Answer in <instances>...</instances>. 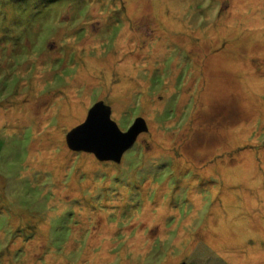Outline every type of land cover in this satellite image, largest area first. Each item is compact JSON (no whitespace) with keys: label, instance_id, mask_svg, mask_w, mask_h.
<instances>
[{"label":"rangeland","instance_id":"obj_1","mask_svg":"<svg viewBox=\"0 0 264 264\" xmlns=\"http://www.w3.org/2000/svg\"><path fill=\"white\" fill-rule=\"evenodd\" d=\"M99 101L147 128L119 163L65 144ZM261 245L264 0H0V264H264Z\"/></svg>","mask_w":264,"mask_h":264},{"label":"water","instance_id":"obj_2","mask_svg":"<svg viewBox=\"0 0 264 264\" xmlns=\"http://www.w3.org/2000/svg\"><path fill=\"white\" fill-rule=\"evenodd\" d=\"M146 131L141 118H135L126 131H120L110 119L109 107L99 101L88 110L81 124L66 133L65 144L69 150L92 154L99 161L119 163L137 136Z\"/></svg>","mask_w":264,"mask_h":264},{"label":"bare ground","instance_id":"obj_3","mask_svg":"<svg viewBox=\"0 0 264 264\" xmlns=\"http://www.w3.org/2000/svg\"><path fill=\"white\" fill-rule=\"evenodd\" d=\"M164 19H165V18H164ZM160 22H161V21H160ZM163 22H164V21H163ZM165 23H166V22H165ZM161 24H162V22H161ZM162 26L164 27V25H162ZM165 26H166V25H165ZM163 27H162V28H163ZM170 30H171V29H170ZM112 59H113V58H112ZM86 60H87V59H86ZM91 60H92V59H91ZM91 60H88V61H90V62L92 63ZM113 61H114V60H113ZM90 62H89V63H90ZM92 64H95V63H92ZM82 65H83V64H82ZM93 66H94V65H93ZM83 67H84V66H83ZM83 67H82V68H83ZM91 67H92V66H91ZM95 67H96V66H95ZM89 68H90V67H89ZM93 68H94V67H93ZM91 69H92V68H91ZM81 70H82V69H81ZM88 71H89V69H88ZM90 71H91V70H90ZM80 72H81V71H80ZM89 73H90V72H89ZM80 74H81V76L84 75V74H82V72H81ZM90 74H91V73H90ZM78 76H79V75H78ZM81 76H80V78H82ZM88 76H89V74H88ZM83 77H85V76H83ZM120 77H121V75H120ZM125 77H126V75H125ZM125 77H124V79H125ZM87 78H90V77H87ZM122 78H123V77H122ZM127 78H128V77H127ZM85 83H86V82H84V84H85ZM128 83H130V79H129ZM117 96H118V95H117ZM23 107H24V106H23ZM77 109H78V108H77ZM16 110H17V109H16ZM12 111H14V110H12ZM73 111H74V110H72V112H73ZM76 111H77V110H76ZM76 111H75V113H74V112H73V113H74V114L77 113V116H78L79 109H78V112H76ZM10 112H11V111H10ZM15 113H16V112H15ZM79 113H80V112H79ZM9 114H10V113H9ZM66 114H67V113H66ZM6 115H7V114H6ZM10 115H11V114H10ZM14 115H15V114H14ZM21 115H22V114H21ZM21 115H20V116H21ZM12 116H13V115H12ZM18 116H19V115H18ZM18 116H17V117H18ZM79 116H80V115H79ZM6 117H9L10 120H11V118H12V117L10 118V116H6ZM6 117H5V119H6ZM15 117H16V116H15ZM2 118H3V116H2ZM65 118H67V117H65ZM9 119H8V121H9ZM12 119H13V118H12ZM18 119H19V117H18ZM77 119H78V118H77ZM67 120H69V118H67ZM65 121H66V120H65ZM63 122H64V121H63ZM70 122H71V121H70ZM70 122H69V121H68V122L66 121V123H70ZM64 124H65V123H64ZM47 160H48V159H47ZM42 166H43V165H42ZM44 166H45V165H44ZM232 196L236 197L235 195H232ZM234 197H233V199H234ZM230 200H231V198H230ZM17 212H19V211H17ZM26 215H27V214H26ZM26 215L24 214V216H25V217H24V218H25L24 221H25V222H26V219H27V218H26ZM20 217H21V214H20ZM28 217H29V216H28ZM24 218H23V219H24ZM29 218H30V217H29ZM31 219H32V218H31ZM32 221H33V219H32ZM41 225H42V223H41ZM41 228H44V227L42 226ZM41 230H43V229H41ZM38 232H40V231H38ZM43 232H44V231H42V233H43ZM40 234H41V233H40Z\"/></svg>","mask_w":264,"mask_h":264},{"label":"crops","instance_id":"obj_4","mask_svg":"<svg viewBox=\"0 0 264 264\" xmlns=\"http://www.w3.org/2000/svg\"><path fill=\"white\" fill-rule=\"evenodd\" d=\"M250 244H253V243H252V242H250ZM261 247H262V248H264V247H263V245H261Z\"/></svg>","mask_w":264,"mask_h":264}]
</instances>
